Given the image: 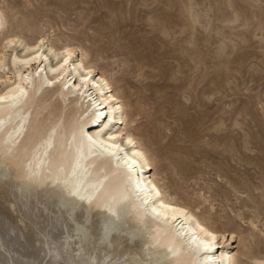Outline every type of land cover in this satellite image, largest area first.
<instances>
[{
    "label": "bare ground",
    "instance_id": "obj_1",
    "mask_svg": "<svg viewBox=\"0 0 264 264\" xmlns=\"http://www.w3.org/2000/svg\"><path fill=\"white\" fill-rule=\"evenodd\" d=\"M14 5V23L0 6V264H263L251 242L228 246L242 231L209 224L157 178L86 50L35 37Z\"/></svg>",
    "mask_w": 264,
    "mask_h": 264
},
{
    "label": "rangeland",
    "instance_id": "obj_2",
    "mask_svg": "<svg viewBox=\"0 0 264 264\" xmlns=\"http://www.w3.org/2000/svg\"><path fill=\"white\" fill-rule=\"evenodd\" d=\"M12 9L35 37L86 50L136 119L157 178L167 174L209 224L242 231L250 241L228 246L240 254L251 242L264 264V0H15Z\"/></svg>",
    "mask_w": 264,
    "mask_h": 264
}]
</instances>
